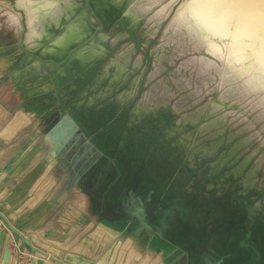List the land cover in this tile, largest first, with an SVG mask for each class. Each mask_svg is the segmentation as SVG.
<instances>
[{"label": "rangeland", "instance_id": "obj_1", "mask_svg": "<svg viewBox=\"0 0 264 264\" xmlns=\"http://www.w3.org/2000/svg\"><path fill=\"white\" fill-rule=\"evenodd\" d=\"M41 1L33 0L32 5L29 4L30 0H0V100H3L2 92L5 89L7 93L9 91L12 113L20 108L25 109L27 102L33 104L31 99L21 102L23 98L14 89L13 72L38 61L42 72L55 78L52 89L47 93L48 99L55 106L53 112L46 110L50 111V115H39V111L35 109L31 120L32 124L35 123L32 128H36L37 133L44 123L48 127L58 118L61 105H65L66 112L73 115L72 110L68 109L72 101L88 100L93 97L92 100L89 99L88 105L77 111L82 112L83 125H79L81 132L75 133L73 141L81 136L89 138L83 129L85 118L99 116L98 124H104L109 116L114 117L112 114L118 112L119 118L125 121L122 132L120 130L124 148L130 147L134 140L137 141L138 148L142 147L138 168L144 167L146 163L156 167L161 161L165 168V176L172 179L170 187L173 188L172 193L162 192L156 196L154 188L159 182H156L155 177L153 180L156 184L147 186L139 194L135 190L142 177L141 171L117 174L111 183H107L106 172L114 168L113 159L97 152L94 156L95 161L88 168V182L84 181L83 177H78L75 186H71L72 184L68 186L67 182H63L59 191H56L55 197L50 199L64 200L62 202L68 199L69 202L62 204L53 216H92L94 220L97 216H110L108 211L113 210L117 212L124 210L123 213L128 216H134L139 212L144 220L167 216V225L161 237L176 244L170 253L140 250L139 253L133 254L131 251H137L138 247L133 244L135 243L133 237L128 236L125 238L127 244H124L125 248L127 247L124 261L116 264H159L162 261L166 264H190L192 253L196 255L199 264H212L229 257L237 248L243 246H246L245 250L251 255L252 263L249 264H264V86L243 87V82L246 77L248 79L250 73L243 74L238 68L227 69L226 60L230 54L225 46H221L218 51L222 56H217V50L212 48L211 43L202 44L194 39L195 30L192 29V33L181 26L179 30L177 29L180 33L176 32L175 28L178 27L180 20L177 18L178 11L188 0H144V2L143 0H109L105 11L110 15L109 17L94 7L92 0H69V3H75L73 13H70L67 6L69 3L66 0L59 1L58 8L51 7L49 10L41 8ZM29 8L33 11L31 12ZM182 10L184 11V7ZM128 11L136 12L137 18L130 21L125 17ZM82 13L91 31L87 35L75 32L77 36L66 43L62 37L58 40L59 33L64 30L67 20H73ZM11 14L16 16L17 25L11 21ZM28 14H33V20L28 19ZM184 20L181 19L182 22ZM33 25H36V32L34 31L32 39L28 40ZM77 25V23L71 24L69 27L71 30L78 29ZM38 28L49 29L53 38L57 36L53 39L56 44L46 48L48 39H45L44 44L40 43L37 46L36 43L42 38L41 30ZM167 28L171 32L164 40V31ZM103 33L106 36L98 41ZM121 33L125 35L122 37ZM211 41L222 43V40L215 38ZM128 44L130 51L127 49L122 53V48ZM85 46L89 49L86 51L92 50L96 58L82 64L89 67L86 69L89 75L83 77L77 74L82 65L73 54L85 51ZM89 46L92 48L90 49ZM200 58L213 61L215 66L206 72H198ZM59 68L64 69L63 74H58ZM103 68L105 79L103 78L99 85L96 84L97 77ZM225 68L230 75L222 74ZM115 77H117L116 84H111L110 80ZM66 85L70 87L66 88ZM86 86L88 90L82 92ZM235 86H238L239 90L227 92L228 88ZM142 102L147 104L149 102L150 106L154 104L156 108L138 117L136 109ZM218 115L221 117L220 121L216 124L211 123L214 118L219 117ZM116 121L114 119L112 123L115 125L118 123ZM40 122L43 124L40 125ZM110 126H105L104 129L96 128V131L105 138L111 133ZM176 126L180 128L176 129ZM167 130L173 132L169 138L165 136ZM46 133L44 143L50 146ZM180 138L183 142L180 148L176 149L173 143ZM119 143L117 147L120 146ZM214 144L216 149L210 151ZM19 149L12 147L9 153L11 164L6 165V169L11 170L20 158L22 152ZM231 151L218 171L208 172L211 164ZM131 163L132 160L126 161V166ZM240 165L241 169L234 172ZM251 171L254 172L252 182L250 185H244L246 174ZM84 189L89 197L83 193ZM63 191L70 192L66 200L60 195ZM41 192L42 190H37L32 197L27 198L26 207L34 206L33 202L38 199L35 197ZM108 194L112 197L118 195L115 204L110 208H106L107 204L106 207L102 205L103 199L105 202L104 197ZM109 200L110 198L106 202H110ZM41 201L45 202V199L42 198ZM3 208L4 206H0V233H4L0 243V262L4 247L9 249L11 257L9 264H31L32 258L44 256L28 245L18 246L16 243L19 237L31 239L39 246L29 241L31 245L42 252H47L41 245L43 242L56 245L58 251L52 252L51 255L66 263L68 262L64 260L65 258H75L79 262L82 261L80 264L89 261L83 259V254L87 250L84 243L87 235L78 233V223L66 231L71 232L72 236L75 235L77 244L63 245L64 242L56 244L52 243L50 238L44 240L41 230L48 223L40 225L38 232L33 230L25 232L26 230L20 229L21 236L18 237L10 230L7 223L13 227L20 217L19 221L30 218L15 214L9 216L4 213ZM7 208L11 209L8 206ZM180 222L182 224L179 227L177 223ZM235 223L244 226L243 228L248 231L243 230L240 236L234 237L231 232ZM138 224V220L133 218L126 226L127 230L135 229ZM237 224L236 235L241 232ZM65 236L64 234L63 237ZM114 258L115 255L110 257L107 264H113ZM45 260L48 264H60L49 257ZM94 263L100 264L98 258Z\"/></svg>", "mask_w": 264, "mask_h": 264}, {"label": "crops", "instance_id": "obj_2", "mask_svg": "<svg viewBox=\"0 0 264 264\" xmlns=\"http://www.w3.org/2000/svg\"><path fill=\"white\" fill-rule=\"evenodd\" d=\"M40 41L36 43L37 46L40 43L42 45V43L44 44L45 42L44 39ZM81 69L82 71H80L79 68L77 74L86 77V74H88L86 69H89V67L82 65ZM57 72L58 74H63L64 69L59 68ZM13 73L14 89L19 96L23 98L21 102L31 99L35 105L33 106L31 102H27L25 109L20 108L15 113H12L9 91L7 93L4 89L2 92L3 100H0V206H4V213L9 216L15 214V216H28L30 218L28 219L26 217L27 219H25V222L24 220L19 221L21 219L20 217L18 222H15L16 227H13L18 230V232L20 229L24 231L26 230L25 232L30 230L38 232L37 229H39L38 227L40 225L48 223L42 227L41 230L43 231L44 240H49L48 238H50V240L52 239V243L59 244V242H64L62 243L63 245H72L77 244L78 241L75 240V235L72 236L71 232L66 231L78 223V233L87 235V238L84 240L87 250H85V253L83 254V259L89 260L86 264H97L94 263V260L97 258L100 264H107L108 259L110 257L112 258L113 255H115L113 264L118 262L122 263L124 261V253L127 250V247L125 248L124 245L127 244L125 238H128V236L133 237L135 242L133 244L138 247L137 251L130 250L133 254L139 253L140 250H150L154 253L163 254L170 253L176 244L168 240H163L164 238L162 239L161 237L167 225V216L144 220L142 216H140V213L136 212L133 218H136L139 224L135 229L129 231L126 226L133 220V218H124L125 216H128V214L123 213L124 210L120 212L115 210L108 211L110 216H97L94 220L92 216H53V214L62 207V204L69 203L68 199L66 200V197L69 198L70 192L63 191L60 194L66 200L65 202H62L64 200L50 199L55 197L56 191H59L63 182H67L68 186L71 184V186H75L79 180L78 177L85 178L84 181L87 180L89 167L86 165L88 164V161L95 156V153L98 152V148L101 150L99 153H102L103 156H110L111 159H113L114 168L112 170H107L106 172L107 183H111L114 176L117 174L122 175L126 171H141L140 174L142 177L138 182V188L135 191L140 194L143 192L144 188L150 185H155L158 181L159 184L154 188L155 195L157 196L162 192L172 193L173 188L171 189L170 187L172 179L169 176H165V168L161 161L156 167L146 163L144 167H141L140 169L138 168V165L141 162L140 152L142 147L138 148L136 140H134L132 145L128 148H124L122 145L123 140H121L119 141L120 146L113 149L117 142V129L122 123L121 118L118 116V112L112 114L114 117L109 116L104 124H98L100 121L99 116L96 118H85V126L83 129L86 131L89 138L82 136L77 137L61 152V154L51 156L50 146L45 145L44 143L45 133L49 126L47 127L45 123L43 124L40 122V125L43 124V127L39 129L37 133V129L32 128V125L35 123L32 124L31 117L35 113V109L39 111V115H50V111L48 112L46 110H51V112L54 111L53 106L55 105L50 99H48L49 96L47 93L52 89L55 79L53 76L42 72L41 64L38 61L31 62L21 70H15ZM69 87L70 85H66V88ZM86 88L87 86L82 89V92H84ZM87 90L88 89H86V91ZM85 93L87 94V92ZM88 100L78 99L72 101V104L68 106V109L76 111L75 113L82 115V112L77 111L88 105V103H90ZM114 119L118 122L115 125L112 123ZM111 124L113 125L112 127L110 126ZM105 126H110L111 133L104 138L103 135L101 136L99 132L96 131V128L104 129ZM32 129H34V131ZM13 146L14 148H20L19 150L22 153L18 161L12 166L11 170H8L6 169V165L11 164L9 153ZM130 160H132V163L127 167L126 161ZM155 177L156 182L153 180ZM56 179H58V181H56ZM37 190H42V192L35 197L38 198L39 201L38 199H35L33 202L34 206L30 208L26 207L28 199L32 197ZM86 192V189H84L83 193L85 195L87 194ZM117 194L113 197L108 194L107 196L110 198V202H106L108 199L106 196L104 197L105 202L103 199L102 205L105 206L107 204V207H105L110 208V205L115 204V201L118 198ZM86 196L89 197L88 194ZM42 198L45 199V202H42L44 200L41 201ZM17 205H19V207L15 209ZM7 206L11 209L8 210L9 208H7ZM194 217H196V219L198 218L197 216ZM12 222L14 223V219ZM181 224V222L177 223V226L180 227ZM236 224L237 223H235L231 232L234 237L240 236L243 230H247L243 228L244 226L237 224L241 232L236 235ZM64 234L66 235L65 237H63ZM24 239L25 238L19 237L16 244L18 246L21 244L27 246ZM28 240L37 246V243H34L29 238ZM41 245L47 250V252H45L46 256L36 258L42 259L46 263L47 261L45 258L52 256L49 247L54 248L56 252L58 249L56 245L47 242H43ZM244 247L246 246L237 248L231 255H229V257H224L212 264L252 263L251 255ZM98 249H100L99 252H97ZM46 250L44 249V251ZM248 250L251 252L250 249ZM86 251H89V254ZM195 256L194 253L191 254L190 264L200 263L196 260ZM64 260L69 264H80V262H82H79V260L77 261L75 258H65Z\"/></svg>", "mask_w": 264, "mask_h": 264}, {"label": "bare ground", "instance_id": "obj_3", "mask_svg": "<svg viewBox=\"0 0 264 264\" xmlns=\"http://www.w3.org/2000/svg\"><path fill=\"white\" fill-rule=\"evenodd\" d=\"M22 1V0H21ZM26 1V0H25ZM33 0H30L29 4H32ZM41 1V0H39ZM59 1L61 0H42L40 3L41 8H46L50 9L51 7H56L60 6ZM94 7L98 8L102 13H106V7L109 5V0H92ZM120 1V0H118ZM19 2V1H18ZM69 3V0L67 1ZM144 2V0H143ZM64 3V2H63ZM135 3V2H134ZM133 3V4H134ZM23 4V2H22ZM28 4V5H29ZM35 4V3H34ZM62 4V3H61ZM17 5V4H16ZM19 6L21 4H18ZM33 5V4H32ZM31 5V6H32ZM36 5V4H35ZM38 5V4H37ZM148 5V4H147ZM30 6V5H29ZM38 6V7H40ZM63 6V5H62ZM68 9L70 13H73L75 10V3L71 2L69 3ZM24 7V6H22ZM37 7V6H36ZM184 7V11L182 8ZM28 8V7H27ZM32 8V7H31ZM29 8V9H31ZM52 8V9H53ZM58 8V7H57ZM61 8V7H60ZM59 8V9H60ZM65 8V6H64ZM129 8V7H128ZM139 8V7H138ZM143 8V7H142ZM182 8L178 11L177 18L179 20V25L178 27L175 28L176 32L179 30V27H185L189 31L195 30L193 35L196 36V38L199 41V43L206 44V43H211V46L213 49H216L217 56H222L221 53H218L219 48L221 46H225L229 50L230 57L226 60V63L228 66L227 69L229 68H238L241 73H250L248 76V79L246 77V80L243 82V87H247L251 85V88H261L264 86V0H188L185 1L184 5ZM36 9V8H35ZM51 9V10H52ZM66 9V8H65ZM137 9V8H136ZM28 10V9H27ZM39 10V9H38ZM44 10V9H43ZM130 10V9H129ZM26 11V8L24 9ZM29 11V10H28ZM33 10L31 9V12ZM37 11V10H36ZM54 11V9H53ZM58 11V10H57ZM65 11V10H64ZM137 11V10H136ZM139 11V10H138ZM39 12V11H38ZM68 12V11H67ZM134 12V11H133ZM30 13V12H29ZM45 13V12H44ZM50 13V12H49ZM136 13V12H135ZM135 13L132 12H126L125 17H127L130 21L132 19H136ZM48 14V13H47ZM54 14V12H52ZM57 14V13H56ZM65 14V13H64ZM68 14V13H67ZM12 15V14H11ZM40 15V13H39ZM49 15V14H48ZM51 15V14H50ZM38 15H36L37 17ZM54 16V15H53ZM62 16V15H61ZM187 16V17H186ZM189 16V17H188ZM35 17V16H34ZM43 17V16H42ZM57 17V16H56ZM55 17V18H56ZM69 17V16H68ZM11 21L14 24H18V20L16 16L12 15L11 16ZM47 18V17H46ZM63 18V17H62ZM185 20H184V19ZM28 19L33 20V14H28ZM35 19V18H34ZM184 20L183 22L181 21ZM64 20V19H63ZM40 21V20H39ZM58 20L56 19V23ZM190 21V22H189ZM78 24L77 27L78 29H70L71 24ZM45 24V23H44ZM38 26V25H37ZM42 26V25H41ZM43 28V27H40ZM38 28V30L40 29ZM178 29V30H177ZM193 29V30H192ZM41 30V29H40ZM49 29H44L41 30L42 33V39H48V43L45 45L46 48H50L55 41L56 37H52V33L48 31ZM75 30V31H74ZM34 31L36 32V25H33L30 30L29 37L27 38L32 39ZM61 31V30H60ZM174 31V30H173ZM40 32V31H38ZM37 32V33H38ZM78 32L81 35H87L90 30L88 26L86 25V22L84 20L83 13L79 14L75 17V19L67 20V23L64 25V30H62L58 36L61 39L64 38L66 41L74 39L76 33ZM164 40L168 36V34L171 32L169 28L164 31ZM179 32V31H178ZM183 32V31H182ZM187 32V31H186ZM180 33V32H179ZM189 33V32H188ZM36 34V33H35ZM34 34V35H35ZM100 34V33H99ZM191 34V33H190ZM189 34V36H190ZM213 34V36H211ZM39 35V33H38ZM125 35V33L120 34ZM119 35V36H120ZM186 35V34H185ZM77 36V35H76ZM106 36L105 33L101 34L100 38H98V41L102 40ZM118 37V36H117ZM123 37V36H122ZM81 38V36H80ZM79 38V39H80ZM173 38V37H172ZM216 40H222V43L218 42H213L211 41L212 39ZM63 39V40H64ZM78 39V40H79ZM174 39V38H173ZM35 40V39H33ZM61 40V42L63 41ZM169 40V39H168ZM182 40V39H181ZM184 40V39H183ZM191 40V38H190ZM32 41V40H31ZM80 41V40H79ZM37 42V41H36ZM59 43V41H57ZM60 42V43H61ZM72 42V41H71ZM177 42V41H176ZM179 42V40H178ZM185 42V41H184ZM34 43V42H33ZM56 44V43H55ZM181 44V43H180ZM194 44V43H193ZM198 44V43H197ZM63 45V43H62ZM95 45V43H94ZM55 46V45H54ZM60 46V45H59ZM69 46V45H67ZM98 46V45H96ZM182 46V45H181ZM180 46V47H181ZM64 47V46H63ZM70 47V46H69ZM86 47V46H85ZM88 47V46H87ZM85 48V51L82 52H76L73 54V57L76 58L79 63L81 64H86L88 62H91L96 58L94 53ZM93 47V45H92ZM91 47V48H92ZM100 48V46H98ZM184 47V46H183ZM202 47V46H201ZM84 48V47H83ZM90 48V46H89ZM90 48V49H91ZM95 48V47H94ZM102 48V47H101ZM130 48V44L126 45L125 47L122 48V53H125L127 49ZM132 48V47H131ZM199 48V47H198ZM54 50V49H52ZM51 50V52H53ZM97 50V49H96ZM129 50V49H128ZM63 51V50H62ZM60 51V52H62ZM99 51V50H97ZM130 51V50H129ZM55 52V51H54ZM65 52V51H64ZM94 52V51H93ZM58 53V52H57ZM127 53V52H126ZM98 54V53H97ZM168 54V53H167ZM173 54V53H172ZM118 55V54H117ZM126 55V54H125ZM131 55V54H130ZM125 57V56H124ZM127 57V56H126ZM129 57V56H128ZM140 57V56H139ZM160 57V56H159ZM116 58V57H115ZM140 61V60H139ZM238 61V63H237ZM127 62V61H126ZM125 62V63H126ZM116 63V62H115ZM122 63V62H120ZM139 63V62H138ZM137 63V64H138ZM194 63V62H193ZM199 64V63H198ZM127 65V64H126ZM119 66V65H118ZM215 66V63L211 60H208L206 58H200V66H199V71L198 72H206L210 68ZM115 67V66H114ZM105 68V67H104ZM102 70V72L98 75L97 77V82L96 84H101L102 80L105 79V70ZM107 68V67H106ZM112 68V67H111ZM124 68V67H123ZM115 69V68H114ZM127 69V68H126ZM180 69V68H179ZM225 68L223 71V75L228 76L230 73L228 72ZM120 70V69H119ZM123 70V69H122ZM156 70V69H155ZM233 70V69H231ZM238 70V71H239ZM80 71L82 69L80 68ZM115 71V70H114ZM181 71V70H180ZM183 71V70H182ZM185 71V70H184ZM236 71V70H235ZM237 71V72H238ZM250 71V72H249ZM121 72V71H120ZM185 73V72H183ZM240 73V74H241ZM113 74V73H112ZM119 74V73H118ZM203 74V73H202ZM209 74V73H208ZM232 74V73H231ZM235 74V73H233ZM242 74V75H243ZM86 74V76H88ZM117 75V74H116ZM184 75V74H183ZM182 75V76H183ZM124 76V75H123ZM212 76V75H211ZM107 77V76H106ZM120 77V76H119ZM200 77V76H199ZM208 77V76H207ZM210 77V76H209ZM104 78V79H103ZM110 78V77H109ZM55 79V78H54ZM111 79V78H110ZM213 79V78H212ZM119 80V79H118ZM184 80V78H183ZM111 84H116L117 82V77L114 79L110 80ZM109 81V82H110ZM122 81V80H121ZM208 81V80H207ZM183 83V82H182ZM201 83V82H200ZM199 84V83H198ZM156 89V88H155ZM239 90L238 86L235 87H230L227 89L228 93H232V91ZM128 92V91H127ZM123 94V93H122ZM125 94V93H124ZM127 94V93H126ZM129 94V93H128ZM147 94V92H146ZM122 96V95H121ZM127 96V95H126ZM224 96V95H222ZM231 96V95H230ZM146 97V95H145ZM122 99H125L121 97ZM93 97H91V100ZM163 99V98H162ZM165 99V98H164ZM264 99V97H263ZM147 100V99H146ZM89 101V100H88ZM153 103V102H152ZM150 103V104H152ZM161 103V102H160ZM149 104V102H148ZM147 103H140L139 107L136 109V115L140 117V115L150 113L156 106L152 104L151 106L148 105ZM216 104V103H215ZM217 105V104H216ZM215 106V105H214ZM217 108V107H216ZM78 109V106H77ZM75 113L76 111H72ZM219 116V115H218ZM220 116L214 118L211 123L216 124L218 121H220ZM138 120V119H137ZM125 125V121L123 126ZM122 126V127H123ZM180 127L176 126V129H179ZM122 129V128H121ZM120 129V130H121ZM120 133V131H119ZM119 133L116 135L119 136ZM173 134L172 131L167 130L165 131V136L167 138L171 137ZM121 141V140H120ZM183 142V139L180 138L177 141L173 143V146H175L176 149H179L181 144ZM216 149V144L212 146L210 151H213ZM232 153L228 152L226 153V156L220 157L216 163H213L209 166V171L208 172H216L219 169V166L224 162V160ZM241 169V165L237 167L234 172H238ZM253 171L250 173L246 174V177L243 181L244 185H250L252 182V175ZM49 250L51 252H56V250L52 247H49ZM10 262V255L7 260L1 259L0 264H9ZM44 264H48L47 262Z\"/></svg>", "mask_w": 264, "mask_h": 264}, {"label": "water", "instance_id": "obj_4", "mask_svg": "<svg viewBox=\"0 0 264 264\" xmlns=\"http://www.w3.org/2000/svg\"><path fill=\"white\" fill-rule=\"evenodd\" d=\"M58 99H59V97H58ZM66 111L67 110H66L65 105H61L58 118H56L53 122L50 123V126L47 130L46 138H47L48 143L50 144V155L51 156H57L58 154H61V152L67 146H69L71 144V142L73 141V138L75 136V133L80 131L79 125H83V120H82L83 115L81 116L77 113H73V115H70ZM121 132H122V129H121ZM121 132H120V134H121ZM120 134H119V136H117V142L114 145L113 149L117 148L119 141L123 139ZM99 149L100 148H98V152L101 151ZM133 217L134 216H132V217L125 216L124 218L132 219ZM3 219L5 220V222H7L4 217H3ZM7 224H8V226L12 232L17 234L18 236H21L20 232H18L15 228H13L9 223H7ZM3 238H4V233L1 232L0 233V243L2 242ZM24 242L32 250L37 251V252L41 253L42 255L46 256L45 252H42L41 250L32 246L31 243L29 242V240L24 239ZM8 257H9V249L7 247H4L3 252H2V259L7 260ZM48 257L51 260L58 262L60 264H68V263L61 261V260H59L53 256H48ZM31 264H44V261L42 259H39V258H32ZM159 264H166V262L162 261V262H159Z\"/></svg>", "mask_w": 264, "mask_h": 264}, {"label": "flooded vegetation", "instance_id": "obj_5", "mask_svg": "<svg viewBox=\"0 0 264 264\" xmlns=\"http://www.w3.org/2000/svg\"><path fill=\"white\" fill-rule=\"evenodd\" d=\"M84 9H86L85 7H83ZM106 17H109L110 15H108L107 13H105ZM86 25L88 26L89 30L91 31V27L88 25L87 21H86ZM121 125L118 127L117 132L119 133L120 129L122 128L123 124H124V120H121ZM95 161V158H91L90 161H88V164L86 165L87 167H89L93 162Z\"/></svg>", "mask_w": 264, "mask_h": 264}]
</instances>
